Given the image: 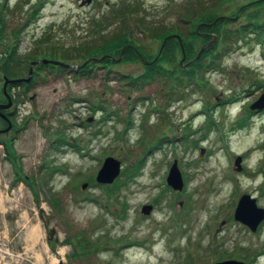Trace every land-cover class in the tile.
<instances>
[{
  "label": "rangeland",
  "instance_id": "374dc122",
  "mask_svg": "<svg viewBox=\"0 0 264 264\" xmlns=\"http://www.w3.org/2000/svg\"><path fill=\"white\" fill-rule=\"evenodd\" d=\"M38 1L0 0L6 23L0 67L9 45L17 47L13 71L19 77L29 76L43 49L77 55L75 49L114 33L124 7L134 32L143 29L138 18L188 30L175 12L186 0H42L36 7ZM250 1L226 0L221 9L234 13ZM248 12L242 10L240 19ZM135 35L155 55L160 41ZM246 39L233 44L222 70L208 72L202 87L185 88L183 98L164 96L160 81L142 89L126 82L121 74L139 76L144 62L123 57L112 70L99 66L92 77L43 68L28 91L11 88L17 101L6 111L16 131L0 138L13 142L17 165L1 144L0 247L14 256L0 257L3 264H213L230 258L264 264V220L254 232L234 218L245 193L264 207V108L248 123L239 121L264 95V39ZM5 76L0 69L3 103ZM107 157L121 162V173L113 183H98ZM175 160L182 189L166 180ZM139 161L144 166L136 178L109 194L108 185ZM18 173L33 186H13ZM146 204L153 205L150 213L142 210ZM32 226L39 228L37 239L29 236ZM76 247L85 250L77 256Z\"/></svg>",
  "mask_w": 264,
  "mask_h": 264
},
{
  "label": "trees",
  "instance_id": "16d2710c",
  "mask_svg": "<svg viewBox=\"0 0 264 264\" xmlns=\"http://www.w3.org/2000/svg\"><path fill=\"white\" fill-rule=\"evenodd\" d=\"M224 1L226 0H186L179 4L175 12L180 19L186 20L187 25L185 28H188L186 32L177 25L172 26L164 22H148L143 18H138V21L143 25V29L140 32H134L130 27L131 25H128V18H126L129 15L128 9L123 6L121 15H125L122 17L120 27L114 33L99 36L92 41L93 44L75 49L78 52L77 55L76 53L71 54V52L56 54L54 51L51 53L50 50L45 51L46 49H43L41 52L42 58L60 60L66 65L39 63L31 81L10 83L8 92L11 91V88L17 86H23L28 91L35 83L37 76L41 75L39 72L43 68H50L61 74L73 73L78 77H92L97 73L99 66L112 70L114 65L120 63L117 58L122 56V61L140 59L144 62V71L139 76L121 74V78H126V82L129 80L132 86L142 89L149 83L160 81L167 87L166 92H163L164 96L169 95L173 99L183 98L185 88L190 87L193 83L202 87L204 86V77L208 72L223 69V57L232 51L235 42L246 41V36H257L260 40L264 39V0H252L247 5H241L239 10L235 7L234 13L221 9L226 4V2L222 3ZM227 2L232 3L233 1ZM43 4L44 2L39 0L36 7ZM4 8L5 4L3 3L2 10ZM244 9L249 11L248 16L240 19L241 12ZM233 22L238 23L233 25L231 24ZM0 24V33L4 38L6 29L4 12L0 13ZM136 33H144L146 36L160 41L159 49L155 55H150L144 51L143 42L135 35ZM16 34L17 32H12L13 38L16 37ZM176 35L180 36L181 40ZM204 46L203 52L199 55ZM16 50L17 47L9 45L7 48L9 55L1 59L4 65H1L0 69L12 79L20 78V74L13 71ZM184 55L185 59H183ZM97 58L100 60H96ZM27 59L31 60L30 55ZM71 61L73 64H71ZM73 65L78 66V69L72 67ZM167 83H170L169 89ZM3 96L5 95L3 94ZM12 98L17 101L14 96ZM236 99L234 96L230 101ZM4 101L7 102L6 98H4ZM3 111L13 122L12 130L16 131V123L12 113L6 110ZM252 113L253 111H249L245 117L240 118V126L250 121ZM209 119L208 122L210 123L211 120L209 121ZM0 122L3 127H8V122L4 118L0 117ZM0 142L6 145L8 152L10 151L9 159L16 170L17 163L13 157V154H15L13 142L11 143L2 138H0ZM143 166L139 161L136 165L124 170L120 176L121 179H117L112 186L108 185V193L113 194L121 191V184L127 186L130 180L136 178ZM28 178L30 177L18 173L14 184L24 181L26 184L33 186ZM90 180H92V183L94 182L93 178ZM89 200L94 199L89 198ZM56 204L58 203L56 202ZM123 204L122 212L126 210V204ZM79 246L81 247L82 244ZM82 249L85 250V248ZM81 250L76 247L74 252H78V254L75 255L79 256Z\"/></svg>",
  "mask_w": 264,
  "mask_h": 264
},
{
  "label": "water",
  "instance_id": "95a60500",
  "mask_svg": "<svg viewBox=\"0 0 264 264\" xmlns=\"http://www.w3.org/2000/svg\"><path fill=\"white\" fill-rule=\"evenodd\" d=\"M91 0H85L84 2H90ZM180 40V36L176 35ZM182 45V44H181ZM205 46L202 47L199 55L203 52ZM185 58V56H184ZM122 59V56L120 57L119 60ZM100 60V59H96ZM43 63H48L52 62L53 64H61L64 65L63 62H60L58 60H48V59H42L41 60ZM36 64V62L31 63L30 71H29V76L27 78H21V79H9L8 77L5 76V82H4V93L8 99V103L5 104H0V116L4 117L9 121V125L7 128L4 130H0V132H6L11 129L12 127V122L10 119L2 113L1 109H8L12 106V97L7 91V87L9 83H14V82H21V81H26L29 82L32 78V73H33V67ZM252 109H263L264 108V95L256 102H254L251 105ZM241 156H237L235 160V164L238 166V169H241ZM121 172V162L114 157H107L103 167L101 170L98 172L96 180L99 183H113L115 181L116 177L120 175ZM168 183L174 188V189H182L184 185V179L182 177V173L180 171V168L178 166L177 160L174 161L173 165L170 168V172L168 175ZM86 185H89V182L83 183L82 187H85ZM153 205H144L142 207L143 212L150 213L152 210ZM234 217L236 220L241 221L245 225H247L252 231H256L258 229V226L260 223L264 220V208L259 207L257 205V199L255 197H252L251 194L245 193L243 194L238 202V205L235 210ZM52 234L56 232V230L53 228L51 229ZM213 264H248L245 261L238 260V259H226L223 261H218Z\"/></svg>",
  "mask_w": 264,
  "mask_h": 264
},
{
  "label": "bare ground",
  "instance_id": "6f19581e",
  "mask_svg": "<svg viewBox=\"0 0 264 264\" xmlns=\"http://www.w3.org/2000/svg\"><path fill=\"white\" fill-rule=\"evenodd\" d=\"M38 231H39L38 226H32L30 228V231H29V236L34 238V239H37L38 238Z\"/></svg>",
  "mask_w": 264,
  "mask_h": 264
},
{
  "label": "built area",
  "instance_id": "2783aa9c",
  "mask_svg": "<svg viewBox=\"0 0 264 264\" xmlns=\"http://www.w3.org/2000/svg\"><path fill=\"white\" fill-rule=\"evenodd\" d=\"M8 254H10L9 250H8V253H7V252H5L3 246L0 247V257H1V258L6 257L7 259H10V257H9ZM6 258H5V259H6ZM4 262H5V261H3V260L0 259V264H3Z\"/></svg>",
  "mask_w": 264,
  "mask_h": 264
},
{
  "label": "flooded vegetation",
  "instance_id": "af4514ba",
  "mask_svg": "<svg viewBox=\"0 0 264 264\" xmlns=\"http://www.w3.org/2000/svg\"><path fill=\"white\" fill-rule=\"evenodd\" d=\"M260 188H261V187H260ZM263 189H264V188H263ZM263 189L261 190V193H262V194L264 193V190H263ZM261 193H260V194H261ZM44 221H45V224H49V222H50V220H49L47 217H45V216H44ZM52 240H55V237L52 236Z\"/></svg>",
  "mask_w": 264,
  "mask_h": 264
}]
</instances>
